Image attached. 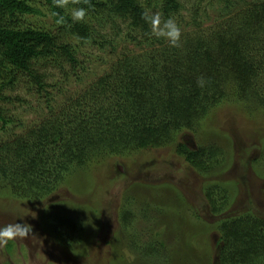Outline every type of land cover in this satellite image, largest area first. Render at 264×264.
Here are the masks:
<instances>
[{
	"label": "trees",
	"instance_id": "1",
	"mask_svg": "<svg viewBox=\"0 0 264 264\" xmlns=\"http://www.w3.org/2000/svg\"><path fill=\"white\" fill-rule=\"evenodd\" d=\"M36 6L33 0H0L3 193L44 200L75 169L170 142H176V152L193 168L206 172L221 148L212 143L191 147L183 133L197 135L203 119L229 99H246L264 109V0H69L63 7L58 0H43V9ZM74 7L87 9L85 20L72 21ZM33 13L49 14L52 23L26 22ZM144 13H159L161 23L175 20L181 30L179 46L152 35ZM120 41L133 47L124 45L115 54ZM86 45L97 50L107 46L113 59L95 79L59 102L62 92H53L44 70L57 68L64 81L72 76L79 82L78 68L85 71L79 55ZM201 78L203 87L197 83ZM18 87L35 96L47 114L15 132L23 123L9 113L10 105L25 100L13 94ZM225 189L222 184L207 187L204 195L212 213L228 204ZM133 216L124 206L118 218L125 227ZM49 219V232L62 244L89 240L80 221L57 214ZM219 221V264H264V214L241 212ZM141 243L132 240L131 250ZM150 244L160 254L164 244Z\"/></svg>",
	"mask_w": 264,
	"mask_h": 264
},
{
	"label": "rangeland",
	"instance_id": "2",
	"mask_svg": "<svg viewBox=\"0 0 264 264\" xmlns=\"http://www.w3.org/2000/svg\"><path fill=\"white\" fill-rule=\"evenodd\" d=\"M33 2L43 9V0ZM25 21L47 27L52 23L47 13L30 14ZM124 45L132 43L120 41L115 54ZM106 47H81L85 71L78 68L79 82L72 76L64 81L57 68L44 70L53 92H62L56 94L59 102L107 68L113 57ZM14 93L25 98L11 104L9 111L23 123L14 127L20 132L47 113L21 87ZM248 102L223 101L203 119L197 135L183 133L191 147L212 143L221 148L206 172L193 168L176 152V142H170L75 169L44 200H24L0 189V225L26 222L32 227L29 237L0 246V264H217L219 219L241 212L264 214V109ZM4 133L0 126V136ZM214 184H222L228 193V204L218 213L210 211L204 195ZM124 206L134 213L125 227L118 218ZM52 214L80 221L89 230V240L79 244L56 240L49 232ZM138 239L143 243L131 250L132 240ZM150 240L164 244L160 254Z\"/></svg>",
	"mask_w": 264,
	"mask_h": 264
},
{
	"label": "clouds",
	"instance_id": "3",
	"mask_svg": "<svg viewBox=\"0 0 264 264\" xmlns=\"http://www.w3.org/2000/svg\"><path fill=\"white\" fill-rule=\"evenodd\" d=\"M77 0H72L75 4ZM69 3V0H58L59 6L63 7ZM87 9L84 7H74L70 12L72 21L79 22L85 20ZM146 22L150 23L151 33L156 37H164L171 46L178 47L181 38V30L175 20L169 18L161 23L159 13L143 14ZM62 22V21H61ZM198 86L203 87L204 80L201 78L197 81ZM32 234V227L30 224L24 222H11L0 225V246L7 244L9 241L16 239H25Z\"/></svg>",
	"mask_w": 264,
	"mask_h": 264
},
{
	"label": "flooded vegetation",
	"instance_id": "4",
	"mask_svg": "<svg viewBox=\"0 0 264 264\" xmlns=\"http://www.w3.org/2000/svg\"><path fill=\"white\" fill-rule=\"evenodd\" d=\"M186 142V141H185ZM216 259H217V250H216ZM217 264H219L218 260H217Z\"/></svg>",
	"mask_w": 264,
	"mask_h": 264
}]
</instances>
